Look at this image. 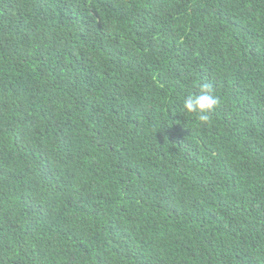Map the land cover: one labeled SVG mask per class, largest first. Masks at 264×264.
<instances>
[{"label":"trees","instance_id":"obj_1","mask_svg":"<svg viewBox=\"0 0 264 264\" xmlns=\"http://www.w3.org/2000/svg\"><path fill=\"white\" fill-rule=\"evenodd\" d=\"M0 264H264V0H0Z\"/></svg>","mask_w":264,"mask_h":264},{"label":"clouds","instance_id":"obj_2","mask_svg":"<svg viewBox=\"0 0 264 264\" xmlns=\"http://www.w3.org/2000/svg\"><path fill=\"white\" fill-rule=\"evenodd\" d=\"M219 103L213 86L209 83H203L199 85L198 94H189L183 98L182 110L187 114H194L201 122H207Z\"/></svg>","mask_w":264,"mask_h":264}]
</instances>
